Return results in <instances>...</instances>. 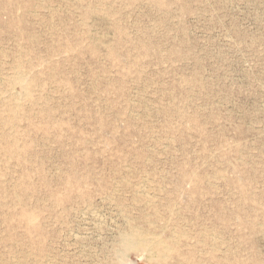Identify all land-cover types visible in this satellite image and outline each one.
Masks as SVG:
<instances>
[{
    "label": "rangeland",
    "instance_id": "374dc122",
    "mask_svg": "<svg viewBox=\"0 0 264 264\" xmlns=\"http://www.w3.org/2000/svg\"><path fill=\"white\" fill-rule=\"evenodd\" d=\"M0 264H264V0H0Z\"/></svg>",
    "mask_w": 264,
    "mask_h": 264
},
{
    "label": "bare ground",
    "instance_id": "6f19581e",
    "mask_svg": "<svg viewBox=\"0 0 264 264\" xmlns=\"http://www.w3.org/2000/svg\"><path fill=\"white\" fill-rule=\"evenodd\" d=\"M22 73V72H21ZM21 77V76H19ZM22 78V77H21ZM20 84V83H19ZM24 85V84H23ZM22 99V98H21ZM32 221V220H31ZM31 221H30V224H31ZM33 224V223H32ZM149 233V232H148ZM177 234V233H176ZM146 236V235H145ZM143 233H141L139 230H133L132 232H130L129 234H127L125 237V239L127 240L128 244L131 246V247H134L137 245L138 247V244H146L147 246L150 245V242L151 240L149 238H146ZM155 236V235H154ZM180 237V236H179ZM123 239V237L121 238ZM161 239V238H160ZM174 239V238H173ZM213 239V238H212ZM153 241V240H152ZM161 242V241H160ZM180 242V241H179ZM155 244V241L153 242ZM152 243V244H153ZM158 243V242H156ZM178 245V244H177ZM128 246V247H130ZM152 246V245H151ZM140 247V246H139ZM153 247V246H152ZM172 250V249H171ZM171 253V252H170ZM195 256V255H194ZM166 257V256H165ZM3 261V260H2Z\"/></svg>",
    "mask_w": 264,
    "mask_h": 264
}]
</instances>
